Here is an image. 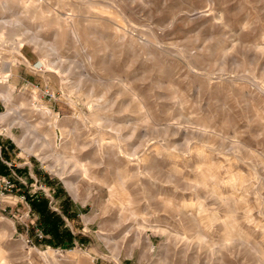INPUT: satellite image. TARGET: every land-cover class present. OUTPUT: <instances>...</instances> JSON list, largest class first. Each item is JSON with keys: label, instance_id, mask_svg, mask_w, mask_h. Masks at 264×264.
<instances>
[{"label": "rangeland", "instance_id": "1", "mask_svg": "<svg viewBox=\"0 0 264 264\" xmlns=\"http://www.w3.org/2000/svg\"><path fill=\"white\" fill-rule=\"evenodd\" d=\"M0 78V264H264V0H0Z\"/></svg>", "mask_w": 264, "mask_h": 264}, {"label": "bare ground", "instance_id": "2", "mask_svg": "<svg viewBox=\"0 0 264 264\" xmlns=\"http://www.w3.org/2000/svg\"><path fill=\"white\" fill-rule=\"evenodd\" d=\"M6 7V6H5ZM17 42V41H16ZM1 79V78H0ZM2 84V83H1ZM11 113H7V114H3L1 115L0 114V124H3L4 122H7V121H11ZM13 121V120H12ZM2 131V129H1ZM4 131V129H3Z\"/></svg>", "mask_w": 264, "mask_h": 264}, {"label": "trees", "instance_id": "3", "mask_svg": "<svg viewBox=\"0 0 264 264\" xmlns=\"http://www.w3.org/2000/svg\"><path fill=\"white\" fill-rule=\"evenodd\" d=\"M0 166L1 167L3 166L1 162H0ZM1 167H0V170H1ZM36 203H40V202L39 201L35 202V205H36ZM53 229L55 230V228H53Z\"/></svg>", "mask_w": 264, "mask_h": 264}, {"label": "built area", "instance_id": "4", "mask_svg": "<svg viewBox=\"0 0 264 264\" xmlns=\"http://www.w3.org/2000/svg\"><path fill=\"white\" fill-rule=\"evenodd\" d=\"M1 128H2V126H1V124H0V132H1ZM1 134V133H0Z\"/></svg>", "mask_w": 264, "mask_h": 264}]
</instances>
